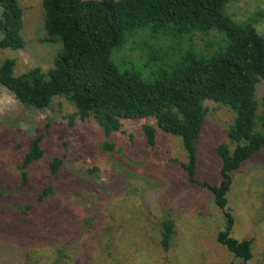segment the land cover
Masks as SVG:
<instances>
[{"label":"rangeland","instance_id":"374dc122","mask_svg":"<svg viewBox=\"0 0 264 264\" xmlns=\"http://www.w3.org/2000/svg\"><path fill=\"white\" fill-rule=\"evenodd\" d=\"M19 4L25 49L0 48V65L14 59L16 76L36 67L46 72L62 45L50 41L45 30L43 0ZM224 11L239 25L254 20L257 33L264 35V0H236ZM222 44L224 37L216 31L181 42L142 31L114 51L112 60L121 71H135L146 80L161 66L151 60L154 52L170 62L190 47L208 54ZM256 100L262 116L263 80ZM204 106L205 123L196 141L197 179L218 186L222 160L216 148L228 143L233 149L227 134L236 114L212 101ZM75 112L64 97H56L44 111L25 107L0 86V264H242L217 240L226 219L214 195L188 182L181 167L188 161L181 138L158 129L152 149L140 121L125 122L122 132L107 138L92 119L71 126L68 116ZM42 134L44 156L22 187L18 166L30 140ZM106 143L114 149L106 150ZM55 158L63 166L52 175L49 166ZM231 177V235L239 241L253 239L251 264H264V148ZM47 188L52 194L38 204ZM170 219L175 235L167 251L161 244L162 226Z\"/></svg>","mask_w":264,"mask_h":264},{"label":"trees","instance_id":"16d2710c","mask_svg":"<svg viewBox=\"0 0 264 264\" xmlns=\"http://www.w3.org/2000/svg\"><path fill=\"white\" fill-rule=\"evenodd\" d=\"M233 1L43 0L45 30L50 41L62 45L54 66L46 72L36 67L16 76V61L8 59L0 65V86L23 106L39 111L49 108L56 97H64L76 109L68 116L71 126L92 119L107 138L122 132L127 121L143 122L142 132L152 149L157 145L158 129L181 138L188 156L181 167L189 184L210 191L226 219L218 242L242 264H251L254 240L232 237L235 221L228 194L231 174L264 148V114L258 115L256 100V87L264 81V35L257 33L254 20L239 25L226 15L225 7ZM0 8V48L25 49L19 0H0ZM142 31L176 42L216 31L223 35L224 44L208 54L190 47L170 62L154 52L151 60L161 66L144 80L135 71H121L112 60L114 51ZM206 101L227 106L236 114L227 134L233 149L228 143L216 148L222 160L218 186L197 179L196 141L205 123ZM43 141V134L30 140L18 166L22 187L29 183L31 167L44 156ZM104 148L112 151L114 146L106 143ZM62 166L63 160L55 158L50 173L57 175ZM50 194L51 188L44 189L37 203H44ZM162 227L161 244L168 251L175 225L170 219Z\"/></svg>","mask_w":264,"mask_h":264}]
</instances>
